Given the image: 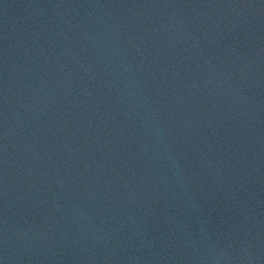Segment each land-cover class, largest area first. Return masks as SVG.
I'll return each instance as SVG.
<instances>
[{
    "label": "water",
    "instance_id": "1",
    "mask_svg": "<svg viewBox=\"0 0 264 264\" xmlns=\"http://www.w3.org/2000/svg\"><path fill=\"white\" fill-rule=\"evenodd\" d=\"M0 264H216L102 0H0Z\"/></svg>",
    "mask_w": 264,
    "mask_h": 264
}]
</instances>
